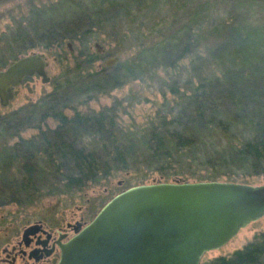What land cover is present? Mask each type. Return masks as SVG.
Returning <instances> with one entry per match:
<instances>
[{"label":"trees","instance_id":"16d2710c","mask_svg":"<svg viewBox=\"0 0 264 264\" xmlns=\"http://www.w3.org/2000/svg\"><path fill=\"white\" fill-rule=\"evenodd\" d=\"M117 5L118 0L91 1L87 8L72 10L64 17L47 18L41 34L43 48L54 55L62 48L69 53L68 57L56 55L58 60L66 61L64 85L53 81V90L38 103L0 113V135L9 134L1 141L13 142L0 147V206L20 203L21 194L33 197L38 190L36 182L42 173L49 171L58 174L59 182L68 190H81L117 171H129L135 163L136 148L142 149L160 174L171 172L174 182L191 179L254 184V178L264 179V29L261 27L243 23L213 25L208 37L214 39V35L224 34L216 38L222 42L210 52L227 63L228 70L221 77L202 78L192 84L189 93H180L174 82L170 84L172 94L169 97L163 94V102L158 105L152 119L155 122H151L149 129L122 127L119 102L92 114L67 105L70 75L83 77L85 89L97 92L108 93L122 84L123 62L96 70L94 65L101 59L97 49L75 54L66 43L89 35L94 25L111 15ZM199 13L195 11L181 27L143 47L136 58L139 63L170 68L181 63L197 47L204 22L199 21ZM66 109L73 110L72 114H67ZM30 118H35L37 123L31 124ZM239 122L249 127L247 134L233 133L232 124ZM213 131L223 136L225 144L215 153L198 157L204 134ZM86 132L92 134L96 147L77 143L83 142ZM189 154L195 157L190 159ZM15 163L21 171L12 178L9 171ZM208 264H264V233L255 235L229 255L209 260Z\"/></svg>","mask_w":264,"mask_h":264},{"label":"rangeland","instance_id":"374dc122","mask_svg":"<svg viewBox=\"0 0 264 264\" xmlns=\"http://www.w3.org/2000/svg\"><path fill=\"white\" fill-rule=\"evenodd\" d=\"M91 1L107 0H0V70L22 56L39 52L45 55L46 71L50 78L47 83H43L39 76L25 79L14 88V96L9 104H0L1 114L38 103L43 95L53 90V81L64 85L66 61L58 60L56 55L61 53L63 57H68L69 53L65 48L59 49L55 55L45 51L41 34L45 31L49 16L64 17L72 10L87 8ZM118 3L113 13L102 17L89 35L66 43L70 44L69 48L75 54L97 49L101 59L94 65L96 70L101 69L108 58L117 57L119 60L114 65L106 67L124 63L120 70V76L125 75L122 84L119 83L108 93L97 92L85 89L83 77L70 75L71 85L68 87L66 103L70 108L76 107L81 113L92 114L103 106L119 102V121L125 128L149 129L164 95L171 96L170 84L173 82L180 93H189L192 91V84H197L202 78L221 77L228 70L227 63L210 52L216 44L222 42V39L216 38L224 34L218 33L214 35V39L208 37V30L213 25L243 23L264 29V0H118ZM128 3L131 5L128 6ZM197 10L200 12L199 21H204L200 26L202 32L198 36L197 47L181 63L173 68L139 63L140 60L136 58L140 56L143 47L152 45L181 27ZM105 90L108 88L103 89ZM163 109L168 110L164 106ZM72 111L66 109L67 114H72ZM34 119L30 118L31 124L37 123ZM49 121L53 122L52 119ZM232 127L236 136L247 134L246 130L249 129L241 122L233 123ZM30 132L31 130L28 134ZM4 136L8 137L9 134L0 135V147L5 143H13L2 142L1 138ZM204 137L198 157L200 154L215 153L225 144L218 131L205 133ZM77 143L91 148L97 146L90 132L84 134L83 142ZM189 156L190 159L195 157L192 154ZM133 159L135 163L129 171H117L81 190L66 189L59 182L58 174H49L50 171L42 173L41 179L36 182L38 190L33 197L27 198L21 194L18 199L20 203L16 201L0 206V264H11L5 260L8 258L3 250H10L17 240H21L25 227L34 221H42L48 227L60 226L65 229L67 222L73 224L81 221L86 225L107 202L126 189L143 184L175 181L171 172L164 171L166 174H160L142 149L136 148ZM20 171L19 164L15 163L10 166L9 174L15 178ZM253 180V185L264 184L262 177ZM139 182L143 184H138ZM190 182L193 181L190 179ZM67 233V238L72 236V232ZM259 233H264V216L241 229L221 248L206 252L199 264H208L215 257L231 254ZM16 264L22 262L18 260Z\"/></svg>","mask_w":264,"mask_h":264},{"label":"water","instance_id":"95a60500","mask_svg":"<svg viewBox=\"0 0 264 264\" xmlns=\"http://www.w3.org/2000/svg\"><path fill=\"white\" fill-rule=\"evenodd\" d=\"M70 47V44H69ZM71 48V47H70ZM117 57L105 60L114 65ZM43 53L0 70V104L26 78H50ZM264 216V184L226 181L161 182L114 196L63 246L59 264H199L241 229ZM36 225L24 229L22 238Z\"/></svg>","mask_w":264,"mask_h":264},{"label":"flooded vegetation","instance_id":"af4514ba","mask_svg":"<svg viewBox=\"0 0 264 264\" xmlns=\"http://www.w3.org/2000/svg\"><path fill=\"white\" fill-rule=\"evenodd\" d=\"M31 225H36L32 233L25 238L21 236V240H17L10 250H3L8 258L5 259L6 261L11 264H16L18 260L22 264H59L64 244L75 235L76 230L85 226L81 221L73 224L67 222L66 229L60 226L48 227L42 221H34L27 227ZM68 231L72 232L69 238H67Z\"/></svg>","mask_w":264,"mask_h":264}]
</instances>
